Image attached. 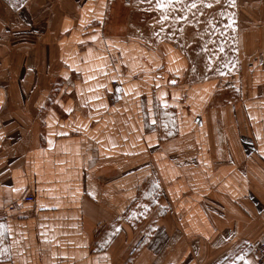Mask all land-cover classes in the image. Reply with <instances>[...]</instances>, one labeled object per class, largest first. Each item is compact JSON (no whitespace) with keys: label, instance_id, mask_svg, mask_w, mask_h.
I'll use <instances>...</instances> for the list:
<instances>
[{"label":"crops","instance_id":"0c3cea01","mask_svg":"<svg viewBox=\"0 0 264 264\" xmlns=\"http://www.w3.org/2000/svg\"><path fill=\"white\" fill-rule=\"evenodd\" d=\"M7 2L19 6L0 0V264H254L264 0L262 26L240 38L253 61L217 76L123 32L108 0Z\"/></svg>","mask_w":264,"mask_h":264},{"label":"rangeland","instance_id":"374dc122","mask_svg":"<svg viewBox=\"0 0 264 264\" xmlns=\"http://www.w3.org/2000/svg\"><path fill=\"white\" fill-rule=\"evenodd\" d=\"M31 1L18 3L22 7ZM108 2L109 19L118 22V28L152 44L164 42L182 50L198 64L199 75L205 74L207 64L214 65L217 76L236 74L253 61V56L244 52L240 38L262 26L255 20L261 0H172L171 4L164 0L165 8H158L157 0ZM4 5L17 13L19 6L9 2Z\"/></svg>","mask_w":264,"mask_h":264},{"label":"built area","instance_id":"2783aa9c","mask_svg":"<svg viewBox=\"0 0 264 264\" xmlns=\"http://www.w3.org/2000/svg\"><path fill=\"white\" fill-rule=\"evenodd\" d=\"M34 201L33 195H27L24 198V203H32ZM255 263L264 264V238L254 248Z\"/></svg>","mask_w":264,"mask_h":264},{"label":"snow or ice","instance_id":"6c2138e0","mask_svg":"<svg viewBox=\"0 0 264 264\" xmlns=\"http://www.w3.org/2000/svg\"><path fill=\"white\" fill-rule=\"evenodd\" d=\"M172 3V0H168V4H171ZM167 5L164 3V0H157V7L158 8H165ZM211 5H209L210 7ZM191 7H196L195 4H192ZM166 19V17H164ZM2 227V226H0ZM117 231H119V229H117Z\"/></svg>","mask_w":264,"mask_h":264}]
</instances>
